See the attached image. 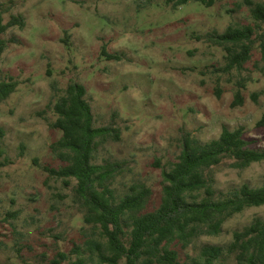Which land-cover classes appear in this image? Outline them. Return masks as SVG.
Instances as JSON below:
<instances>
[{
    "label": "rangeland",
    "instance_id": "obj_1",
    "mask_svg": "<svg viewBox=\"0 0 264 264\" xmlns=\"http://www.w3.org/2000/svg\"><path fill=\"white\" fill-rule=\"evenodd\" d=\"M242 2L206 7L192 0L172 8L163 0H0L5 22L13 15L24 20L1 36L9 45L0 77L18 85L0 103V264H56L60 254L68 258L59 264H72L82 232H91L74 196L75 181L44 170L64 165L51 149L61 135L52 126L53 105L71 82L85 86L94 126L111 125L120 134L99 141L94 162L115 166L117 195L133 183L150 187L149 209L158 205L162 172L178 159L186 137L206 142L223 127L242 126L250 146L264 149V126L256 125L264 109L258 45L241 70H228L224 50L205 38L231 24H251ZM239 87L243 104L232 106ZM215 179L223 191L243 183L263 186L264 161L244 169L223 163ZM256 217H264V205L236 214L220 235L198 244H224Z\"/></svg>",
    "mask_w": 264,
    "mask_h": 264
},
{
    "label": "trees",
    "instance_id": "obj_2",
    "mask_svg": "<svg viewBox=\"0 0 264 264\" xmlns=\"http://www.w3.org/2000/svg\"><path fill=\"white\" fill-rule=\"evenodd\" d=\"M189 1L163 3L177 8ZM193 1L211 7L221 0ZM242 3L249 7L251 24H231L221 33L213 31L205 36L209 43L224 50L228 70H241L256 44L264 59V0ZM16 25L24 26L21 16L13 15L5 22L0 14V60L9 45V40L1 36ZM107 56L119 59L116 54ZM17 85L12 77H0V103L15 92ZM221 93L217 89L216 95ZM241 104L239 87L232 106ZM53 111L56 118L52 126L61 135L51 149L64 165L56 169L46 166L44 170L66 183L75 181L74 196L91 230L82 232L84 240L72 264H264V217L234 230L224 244H198L202 237L220 235L224 224L236 214L264 205V185L243 183L226 191L215 186L216 169L223 163L244 169L264 161V149L250 146L244 138V127H223L217 138L206 142L186 137L178 159L162 172L158 205L149 209L153 194L150 187L133 183L124 194L117 195L112 187L115 166L94 162L99 141L107 137L118 140L120 134L111 125L94 126L85 86L69 83L54 102ZM256 125L264 126V109ZM4 135L0 126V167L4 164ZM67 258L60 254V261L55 263Z\"/></svg>",
    "mask_w": 264,
    "mask_h": 264
}]
</instances>
